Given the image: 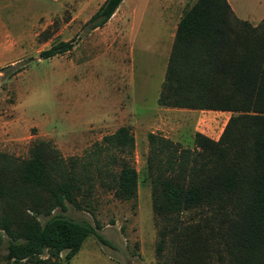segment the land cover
Returning <instances> with one entry per match:
<instances>
[{
    "label": "trees",
    "instance_id": "obj_1",
    "mask_svg": "<svg viewBox=\"0 0 264 264\" xmlns=\"http://www.w3.org/2000/svg\"><path fill=\"white\" fill-rule=\"evenodd\" d=\"M122 0H103L84 22L102 26ZM74 39L40 52L70 50ZM11 74L22 69L13 66ZM157 104L230 111L219 137L195 131L183 146L160 132L147 133L144 172L160 218L156 252L170 241L171 261L161 264H264V16L239 18L228 0H194L174 33ZM135 136L119 125L85 156H63L51 141H32L28 155L0 150V263L60 264L89 235L108 240L99 224L61 210L82 209L95 179L120 199L137 195ZM200 217L183 223V212ZM40 216L45 217L41 221Z\"/></svg>",
    "mask_w": 264,
    "mask_h": 264
},
{
    "label": "rangeland",
    "instance_id": "obj_2",
    "mask_svg": "<svg viewBox=\"0 0 264 264\" xmlns=\"http://www.w3.org/2000/svg\"><path fill=\"white\" fill-rule=\"evenodd\" d=\"M102 1L0 0V150L25 157L32 141L44 138L65 157L85 156L104 134L122 124L131 126L135 134L133 163L139 171L136 197L117 198L95 179L87 205L79 209L69 204L61 212L99 224L98 231L108 242L89 235L69 261L62 253L60 264H161L172 260L174 249L168 241L161 255L156 252L161 220L153 212L151 183L143 174L147 133L160 132L183 146H192L196 125L192 112L199 113L198 121L221 113L165 106L162 115L152 109L141 111L144 106L158 105L163 79L156 72L160 31L144 23L126 40L128 32L116 18L123 15L127 1L105 24L88 30L84 22ZM193 1L185 0L183 9ZM233 2L242 17L255 20L264 14V0ZM156 6L157 2L151 5ZM70 39L75 40L70 50L40 56L56 42ZM117 45L120 56L114 54ZM12 65L22 69L11 74ZM145 69L155 72L143 80L140 75ZM222 114L226 119L231 112ZM202 128L208 130L206 124ZM181 219L191 223L200 217L186 211ZM211 264L220 262L213 257Z\"/></svg>",
    "mask_w": 264,
    "mask_h": 264
},
{
    "label": "crops",
    "instance_id": "obj_3",
    "mask_svg": "<svg viewBox=\"0 0 264 264\" xmlns=\"http://www.w3.org/2000/svg\"><path fill=\"white\" fill-rule=\"evenodd\" d=\"M123 1H127V6H125V11L123 15L122 16L120 15L119 17H117L116 21H119V23H123L124 29L128 32V36L125 38L126 40L130 38L129 36H131L134 30H137V27L139 30L140 28L139 26L144 25V23L147 25H151L150 27L154 28L155 30L160 31V36L157 39L158 49L156 52V54L158 55L156 61L158 62L159 65L157 66L156 72H158V74L160 73L161 75H163V78H164L168 58H169L173 40H174L175 29L182 15L185 0H157V1L155 0H122L120 4L118 5V7L116 8V10L110 16V18L115 13H117ZM233 1L235 0H228L233 12L239 18L247 19L251 23L255 24L264 15V14L261 15L258 19H255V20L250 19L245 16L242 17L237 13V10L233 5L234 3ZM155 2H157L156 9L151 7V5H153ZM114 54L116 56L121 55L120 50L118 49V45L114 47ZM115 59H117V57ZM147 71L146 69L143 70L142 74L140 75L141 79L144 80L145 78L148 77V75L149 76L151 75L152 71L155 72V70H150V72H147ZM151 107L152 108H148V106H144L142 107L141 111H146V110L148 111L152 109L151 111H154V113H157L158 115H162L165 111L164 109L169 108V107L164 108L158 105L154 107L151 106ZM125 108L123 111L125 113H129V112H126ZM171 108L173 109L174 107H171ZM209 110H212V109H209ZM215 111L217 112L219 111L221 114H209V116L210 115L212 116L210 117L211 119L207 121H198L199 113L192 112L193 123L194 124L196 123V125L194 126L195 131H200L208 135L211 138L217 139L224 126L222 127L220 131H217V128L220 126V123L223 120H225L224 121V125H225L230 114H228L227 118L225 119L224 117L225 115H223L222 112L227 111V110H215ZM137 116L141 118V114H137ZM204 124H206V126L208 127V130H204V128H202ZM122 125H126V124H122Z\"/></svg>",
    "mask_w": 264,
    "mask_h": 264
}]
</instances>
